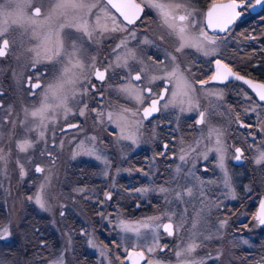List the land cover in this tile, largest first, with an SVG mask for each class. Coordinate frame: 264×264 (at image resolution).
<instances>
[{
  "label": "snow or ice",
  "instance_id": "6c2138e0",
  "mask_svg": "<svg viewBox=\"0 0 264 264\" xmlns=\"http://www.w3.org/2000/svg\"><path fill=\"white\" fill-rule=\"evenodd\" d=\"M51 6L44 12L41 7H34L32 0H0V59L8 57L16 48V41L9 38L10 26H26L29 40L32 46L23 53L25 63L24 70L17 74L13 72L16 82L27 97L36 103L23 108V119L19 120L20 138L16 139L15 146L18 153L27 155V163L32 167L25 168V162L18 158L16 165L21 179L33 174L43 175L37 191L34 195H28L26 199L33 202L41 210L48 211L49 204L46 199L47 188L51 182V170L35 163L37 153L34 151L40 143H47L46 132L50 125H56L60 120L67 121L69 116L85 117L91 115L94 124L100 127L114 125L119 132L118 140L130 141L131 145H139L142 136L144 121L162 110H178L179 113H198L195 126L200 132L194 146L181 147L179 160L175 174L170 183L175 187L160 186L136 188L134 191L139 196H147L151 192L158 193L162 197V203L157 210L159 215L142 217L139 220H129L119 214L114 218L112 229L120 236V240H113L112 244L117 249H123L125 255L116 259L120 264H165L162 259L154 254L159 250L164 253L168 245L161 246L159 237L161 233L169 237L179 236L181 242L175 249H169L174 253L175 264H217L223 256V252L217 251L215 256L211 253L200 257L199 249L205 248L209 241L219 239V233L226 227L227 219L219 220L218 224H209L211 217L209 207L206 204L208 193L205 188L215 184L214 180H202L196 175L195 162L203 159L208 160L209 154L216 157V168L222 173L220 183L226 189L224 195L236 199L235 189L232 186V178L226 166L225 131L221 127L213 126L211 121L214 117L223 115L218 109L223 107V92L213 91L208 86L214 82L226 84L232 79L242 81L244 85L258 97V104L264 103V82H255L241 76L234 71L230 63L223 58H218L220 44L223 39L216 35L228 33L232 27L247 12L260 6L264 8V0H227V2H214L206 12L195 9L191 0H50ZM156 15L161 27L167 36L176 40L178 46L174 52H168L162 44L151 38L146 29L141 31L145 9ZM29 10L31 14H29ZM114 10V11H113ZM264 21V17H261ZM211 30L212 34H209ZM126 33L122 36L115 47L111 48L105 57L106 66H97V57L91 56L90 63H85L87 48L101 45L105 41L114 39V34ZM142 37V38H141ZM255 39V37H251ZM161 41L164 37L159 38ZM135 42L137 47L147 46L157 49L153 52L157 60L148 57L153 68L137 56V51L129 47ZM195 49L203 57H210L207 61L211 65L210 75L206 79L195 77L192 66L181 67L178 55L185 50ZM164 53V59H159V52ZM114 57V59H110ZM20 57H17L19 60ZM50 69L58 74L52 81L46 77ZM153 69L161 74H152ZM123 72L124 75H120ZM185 73H188L186 76ZM110 74L116 77L118 83L110 85L109 91L114 92L118 98L134 102L135 109L105 104L103 90H98L95 79L101 84L106 83ZM163 83L160 88L157 82ZM172 85L170 91L169 86ZM96 94L91 96L90 94ZM4 93L0 91V97ZM208 100V107L200 103V97ZM251 100V97L244 93ZM98 97L96 107L89 108L88 99ZM83 105V107H80ZM203 109V110H201ZM0 110L4 109V101L0 100ZM264 111V108H260ZM7 115L0 114V124L12 123L17 127L12 115L11 107L6 109ZM256 112L257 108H252ZM227 112V109H225ZM241 127L244 125L237 118ZM200 126H204L201 128ZM206 128V132L205 129ZM77 130L83 134L76 147L72 150V158L87 156L101 161L105 165L103 175L109 176L108 168L111 166L106 153L99 147L95 135H88L81 127L80 122L66 124L61 128V133ZM35 134V135H33ZM75 140V137H73ZM207 142V143H205ZM63 141H61V146ZM52 146H55L53 140ZM201 146H203L201 148ZM264 147V141H261ZM167 148V145L164 146ZM252 148V145L248 146ZM258 155L254 163H264V150L257 149ZM164 153H161L163 155ZM39 159H48L53 164L55 157L51 151L42 150L38 153ZM9 154L0 148V162L7 163ZM243 150L234 148V159L240 161ZM191 164L185 171L183 165ZM207 167L204 171H207ZM119 171V170H118ZM147 175V174H145ZM183 181V182H182ZM169 183V182H165ZM113 187H115L113 185ZM84 192L85 189H75ZM250 191V190H249ZM131 195V194H130ZM113 199L112 191L104 193V200L97 201L103 205ZM195 200V203H193ZM219 207L218 201H213ZM188 205L192 207V213L188 211ZM199 205V207H197ZM140 202H136L139 208ZM60 215L63 217L64 212ZM101 217L108 220L109 217L100 213ZM256 226L264 227V198H260L259 206L252 216ZM247 227V226H246ZM213 228L215 231H213ZM11 225L0 227V241L9 239L12 235ZM207 233V234H206ZM81 235H88L86 230L81 229ZM136 241V243H132ZM70 242V241H69ZM43 247L46 244L41 242ZM87 243L96 248L94 239L89 238ZM238 243L247 245L248 240ZM101 257L105 251L101 249ZM243 259L247 260L248 257ZM254 264H264V255L259 259L252 257ZM48 264H64L63 254L48 262ZM111 264V262H110Z\"/></svg>",
  "mask_w": 264,
  "mask_h": 264
},
{
  "label": "flooded vegetation",
  "instance_id": "af4514ba",
  "mask_svg": "<svg viewBox=\"0 0 264 264\" xmlns=\"http://www.w3.org/2000/svg\"><path fill=\"white\" fill-rule=\"evenodd\" d=\"M33 1L35 4L34 7H41L42 11L47 4L51 3L50 0ZM137 2H140V0H137ZM213 2L214 0H191L193 7L202 12H206ZM215 2H227V0H215ZM142 15L144 21L143 25H140L138 22V26L141 27V31L146 29L147 34L156 40L158 44H162L164 49L168 52H174V49L178 46V44L174 38L167 36L165 29L161 27L154 12L146 8L145 13ZM261 17H264V8L257 6L238 20L230 32L216 33V35L223 39V42L220 44V51L217 54L218 58H223L225 62L230 63L233 70L238 72L241 76L256 82H264V21L261 20ZM208 31L209 34H212L211 30ZM124 35H126V33L117 34L116 39H110L107 40L106 43L104 42L105 47H108V51H106L109 52L111 48L115 47V44L118 43L120 38ZM161 36L164 37L163 41L159 39ZM251 37H255V39H252ZM107 43L110 45L108 46ZM105 47H103V49ZM129 47L135 48L137 50V56L142 58L146 63L150 62L148 57L158 59L157 56L153 55V52L157 51L155 48H149L147 46L137 47L135 42L130 43ZM88 53V56L91 57L92 51L89 50ZM161 53L163 52H159V58L161 57L160 60L164 59V55H160ZM8 57L0 59L3 66L0 71V76L2 75L0 78V91L4 93L1 100L4 101V107L9 106L12 110L23 111L26 104L33 105L36 101L28 98L27 94L22 91L20 85L17 84L13 72L14 68L18 66V63L16 61L6 63ZM209 60H211L210 57H203L200 53L196 52L195 49L185 50L182 55H178V61L180 62L181 67L184 68L191 65L192 72L195 74V77L199 79H206L207 76L211 74L209 70L211 65L207 63ZM88 63H90V60ZM23 65L24 63H19L20 69L19 71H15L17 74L24 70ZM97 66L103 68L106 66V63L103 62L102 64H97ZM57 74L58 73L54 69H50L46 80L52 81ZM120 75L122 76L124 73L120 72ZM185 75L187 76L188 73H185ZM109 80H111V85L118 83L116 77H112L111 74ZM158 82L157 84L159 87L163 88V83ZM91 83L95 84L98 90H103L104 96L107 94L106 87H103L106 83L101 84V82L95 79H92ZM172 87V85L169 86L170 91ZM208 87L219 89L226 95L227 100H225L226 103L223 105L228 111H231L233 115L230 117L229 114L228 117L223 119H213L211 124L213 126L221 127L225 131V147L228 149L226 152V166L232 178V186L235 189L236 199H231L230 197H226L224 195L226 189H224L223 185L220 183L222 173L218 168H216V157L214 153H210L209 158L206 161L200 159L195 162L196 175L205 181H216L215 184L209 185L205 189L211 190L212 188L214 190L215 197L212 200L218 201L220 208L229 207L231 213L233 212L234 206L237 204L250 206L251 208L257 206L258 208L260 198H264V179H262L260 185H255V188H253L254 179L252 177L253 173L251 167L252 148H249L248 146L252 145L253 147V134H256L257 132L255 129L256 123L253 114L246 112L252 104V99L258 102V97H256L251 89L248 88L247 85H244L242 81H236L235 79L226 82V84L214 82ZM244 93H247V96L251 97V100L246 98ZM125 104L134 108L136 107L134 103L123 100L116 101V104L113 105L116 108H119V106H123ZM258 105L260 108H264V103H259ZM161 113L162 111L150 118L151 122H144L147 127L149 126V132H152L153 123H159V130L161 131L159 142L161 143L162 153L166 156V160L174 159L175 154L173 152V143L177 140L179 131L175 127L176 124L174 120L166 117L157 119L161 116ZM234 113L236 114V118L234 117ZM237 118L244 125H251V127H241L240 123L237 122ZM195 119L196 118L193 116L186 117L181 122L182 129L180 132L182 131L181 137L184 148H187L189 145L194 146L196 139L200 136V132L195 126ZM77 122H80L81 127L85 126L83 121L80 119H76L75 121L68 122L66 124ZM66 124L62 127L58 126L57 129L52 127V131L48 130L47 141L49 142L47 147L49 149L48 151H51L55 157V162H59L61 157V152L58 146L61 139L70 134L71 131H75L70 130L61 133V128L65 127ZM200 127L204 128V126ZM113 129L116 130L115 127ZM14 130L13 137L19 136L21 133L19 126H17ZM204 130L206 132V128ZM86 133L89 134L90 129H86ZM257 136L260 138V134L257 133ZM82 137L83 136L81 134L78 135V138ZM53 140H55L54 147L52 146ZM165 145H167V148L164 147ZM157 147L158 146L155 148ZM202 147L203 146H201V148ZM235 147H240L243 150V157L240 161H236L234 159ZM42 149H45V147L43 146ZM150 152L151 151L144 147L133 154L134 157L132 156L131 159L133 166L132 170L133 172L136 171V174L134 175V182L132 184H129L126 178H121L120 182H118V188L114 190H107L106 184L103 183L101 188L96 187L97 189L94 190V197L96 198H81L82 200H77L76 197V180H78L76 178L78 173H85L88 169L91 171L90 174H92V169L96 168L95 163L93 165L90 162V165L86 166L84 165L86 161H84V163L80 162V165L76 166L77 160L71 158L67 168L62 170L61 167L59 172L56 174L54 173L52 177L53 191L57 187V189L62 190L65 195V199L61 202V204L59 201H56L59 206L61 205L59 213L63 211V217L60 214L58 216L52 214L50 210H41L34 203H29L30 201H27V204L24 205L25 210L22 215L18 216V221L15 222L14 220L17 219L15 215L16 210L13 207L10 198H0V223L3 221L6 222L9 214L12 216V220L10 221L11 228H13V230H11L12 235L6 241L8 244L12 245L11 248L13 252L18 251V245L20 243L24 244L22 253L27 258L29 253L36 252V264H48L49 261L57 258L61 254H63L64 264H110V262L111 264H120V262L116 259V256L120 255L122 258L125 253L122 249H117L112 244L114 239L119 241L120 236L112 229V225L108 222H104L105 219H103L99 214L103 213L105 216L109 217V222H114V218L117 217L118 214L123 218L134 217V214L139 212L142 207L150 205L149 203L147 204L145 201H142L141 197L135 192H130V190L134 191L139 187V182H141L140 180L143 182L146 181L147 178H141L139 171L142 167L143 169H147V165L152 164ZM168 156L169 158H167ZM166 160L162 161L160 167L158 166V170H160V172H156V182L158 180V175L161 176V182L163 175L166 174L167 170L171 169L170 167H165ZM41 165L44 166L43 164ZM189 167H191V164L183 165L185 171ZM205 167H207V171H204ZM171 172L172 170H170L169 175ZM79 180H81V178ZM31 181H33V179H31ZM81 183L84 184L85 182ZM217 183H220L219 187H215L217 186ZM6 184L7 186H10L9 188L13 186V182ZM89 185H91V183ZM128 185H131L130 188ZM258 188L260 192L254 196L253 190L255 191ZM51 191L47 193V196L50 195ZM106 191H112L113 199L111 201H106L103 205H101L97 201L104 200V193ZM7 194L9 195L8 192ZM137 201L140 202L139 208L136 207ZM79 203H82V205ZM84 207H87V214ZM250 215L251 214L246 217L244 222L249 220L248 218ZM52 218H56V222L59 224L58 230L54 228L52 224L53 222L51 221ZM84 218H91L93 224L96 225L97 228H99L101 224L105 228V230L96 228L97 230L95 231V235L100 245L103 244L105 246L102 247L107 249L111 248V251L108 252L110 256H108V260H106V262L100 257L101 249L87 248V240L92 238V233L88 230L89 226L83 225L85 220ZM14 223H16V225ZM29 224H33L35 229L29 230V226H31ZM234 224L233 231H235ZM77 227L80 229L78 230ZM83 227H86V229H84L88 233L86 236L81 235V229H83ZM230 227L232 228L231 225ZM13 232H15L14 235ZM42 241L43 244L47 245V247L42 246ZM125 264L129 263L125 262Z\"/></svg>",
  "mask_w": 264,
  "mask_h": 264
},
{
  "label": "rangeland",
  "instance_id": "374dc122",
  "mask_svg": "<svg viewBox=\"0 0 264 264\" xmlns=\"http://www.w3.org/2000/svg\"><path fill=\"white\" fill-rule=\"evenodd\" d=\"M33 6H35L34 1L32 0ZM51 6L50 4H47L46 7L43 8V11H46L49 7ZM114 11V10H113ZM29 14H31V11L29 10ZM116 35L114 34L116 39ZM9 38L12 40L16 41V48L14 51L9 55L8 60L6 63H11L13 61H16L18 63V66L14 68V71H19V63H25V57L23 53L25 50L29 47L32 46V43L29 40V34L26 32V26H21V25H16V26H10V32H9ZM106 43V41H105ZM108 46L110 45L107 43ZM105 47L104 43L101 45H96L91 48H87V51L85 53V63L87 64L89 62V56L88 52L89 50L92 51L91 56H96L97 57V64H102L103 62L106 63L105 57L108 56V47ZM132 48V47H131ZM135 49V48H134ZM107 50V51H106ZM137 51V50H136ZM160 55H164V53H161ZM17 57H20L19 60H17ZM152 58V57H151ZM161 58V57H160ZM159 58V59H160ZM110 59H114V57H111ZM152 60H157L154 57ZM146 63V62H145ZM146 64L149 65L150 68H153L151 62H147ZM10 65V64H9ZM2 66V62L0 61V71ZM22 70V69H21ZM152 74H161L153 69ZM2 75L0 76V78ZM1 81V79H0ZM111 80H109L103 87H106L107 94H105V100L104 103L109 104L111 102V106H114L113 104H116V101H125L124 98H118L117 95L114 92L109 91V87L111 85ZM159 83V82H158ZM213 91H220L219 89L216 88H210ZM91 96H95L96 94H90ZM226 95L223 93V104L226 103ZM1 100V97H0ZM130 103H134L131 101H127ZM89 103V108L96 107L97 104L99 103L98 97L95 99V102H93L92 99H88ZM200 103L204 105L205 107H208V100L201 96L200 97ZM31 106V104H26V107ZM80 107H83V105H80ZM123 107L126 108H132L135 109L134 107H131L127 104L123 105ZM257 108L256 112H252V108ZM9 108V106H5V110H0V114L7 115L6 109ZM225 107L223 105L222 108L218 109L219 112L224 113L223 115L216 116L213 119H223L229 116L232 117V112L228 111L225 112ZM203 110V109H201ZM247 113H252L254 118H255V129L258 134H260V138L256 134H253V139L254 141L252 151H251V167H252V177H253V188H255V185H260V182H262V179H264V163L262 164H255L254 160L256 156L258 155L257 149L264 150V147L261 146V141H264V112L260 110V107L257 103L256 100L252 99V104L249 107V109L246 110ZM23 111H18V110H12V115L10 116V120H14L19 126V120L23 119ZM198 113L196 112H191V113H179L178 110H162L161 116L159 118L166 117L168 119L174 120L175 121V127L179 131V136L177 140L173 143L174 148L173 152L175 154L174 159H169L166 160V156L161 155L162 150H161V143L160 137H161V131L159 130V123H153L152 124V132H149V126L144 122L143 129L142 131V136L140 138V143L139 145H131L130 141H121L118 140L117 134L119 132V129H117L114 125H107L105 127H100L98 125L94 124V119L91 115L85 116V117H74V116H69L67 121L60 120L56 125H50L49 130L52 131L53 128H58V126L62 127L64 124L68 122H72L77 120L83 121V124L85 125L82 127L85 132L86 129H90V133L88 135H95L98 139V143L102 141V143H99V147L106 153V156L108 160L110 161L111 166L107 169L109 172V176L105 177L103 175V172L105 170V165L101 161H97L95 158L92 157H87V156H77L75 160H77L76 166H79L80 162L86 161L84 165H94V169H92V174H90V170L88 169L85 173H78V176L76 179L77 183V188H83L85 189L84 192H77L76 191V197L77 200H82L81 198H96L94 197L96 190V187L102 186V184H106L107 190H114L118 188V182H120L121 178H126L129 182V184H132L134 182V175L136 174V171L133 172V166L131 163L132 156L134 157V153H136L138 150H141L142 148L146 147L149 151H151V159H152V164L147 165V169H143V167L140 169L139 173L141 178H147L145 182L140 180L139 182V187H155L159 188L160 186H165V187H175L176 185L171 184V178L175 174V169L177 165H181V161L179 160V155H180V149L183 147V140L181 137L182 131L180 132L181 128V122L184 118L186 117H191L193 116L196 118ZM234 117L236 118V114L234 113ZM212 119V120H213ZM212 122V121H211ZM107 127V129H106ZM116 128L114 130L113 128ZM55 130V129H54ZM14 128L12 123H6V124H0V148L4 150L6 154H9L7 163L0 162V198H10L11 203L13 207L15 208V215H16V220L15 222L18 221V216L22 215L23 211L25 210L24 205L27 203L26 197L28 195H34L37 191V187L39 186V183L41 182L43 175L49 174L48 172L44 174H33L31 171L29 172V176L25 177L24 179H21L19 175V169L16 165V160L19 158L21 162H25V168L30 169L32 166L29 165L27 161V155H32V152L30 151L29 154H21L18 153L16 146H15V141L16 139L20 138L21 133L19 136H14ZM113 131V132H112ZM149 132V133H147ZM48 131L46 132V138L48 137ZM75 134V135H74ZM81 134L75 131H71L70 134L67 136L63 137L61 141H63V145L61 146V141L59 143V149L61 152V157L59 162H55L54 164L49 161L48 159H39L38 153L42 150L48 151V142L47 143H42L37 146V148L34 150L37 155L35 157V163H41L43 164L47 169L51 170V182L49 187L47 188V193H51L49 196L46 195V199L48 200L49 204V210L51 211L52 214L59 215V211L61 209V205L59 206L56 201H59L60 204L61 202L64 201L65 195L62 190H58L57 187L53 191L52 189V177L53 174L59 172V170L62 167V170L64 168H67L68 163L70 162L72 158V150L76 147V144L79 142L80 139L78 138V135ZM35 135V134H34ZM83 136V134H81ZM73 137H75V140H73ZM102 137V138H101ZM48 140V139H47ZM260 142V143H259ZM43 146L45 149H42ZM158 146L157 148H155ZM156 149V150H155ZM169 158V156L167 157ZM166 160V166L165 167H170L171 169L167 170L166 174L163 175V179L160 182L161 176L158 175V180L156 182L155 180V175H157L156 172H160L158 168L161 166L162 161ZM83 165V164H81ZM92 165V166H93ZM159 166V167H158ZM119 170V171H118ZM170 170H172L171 174L169 175ZM63 172V171H62ZM147 174V175H145ZM81 178V180H79ZM33 179V181H31ZM125 179V180H126ZM126 180V182H127ZM13 182V186L9 188L10 186L6 183ZM81 182H85L82 184ZM169 182V183H165ZM183 182V181H182ZM91 183V185H89ZM93 183V185H92ZM83 185V186H82ZM113 185L115 187H113ZM220 183H217V186L219 187ZM129 188L131 185H128ZM26 192H25V191ZM205 191L208 193L206 197V204L209 207V215L211 217V220L209 221V224H218L219 220L222 219H227L228 223L226 227L222 230L221 233H219V239H214L212 241H209L205 248L199 249L197 252V255L200 257H203L207 255L208 253H211L213 256H215L216 252L219 250L223 252V256L221 257V260L217 262V264H254V261L251 257H249L250 254H247L249 249H257L264 245V228L263 227H258L256 226L255 222L252 220L253 214L257 210V206L250 207V206H242V205H236L233 208V212H230L229 207L225 208H220L216 207L215 203L213 202V198L215 197L214 190L211 188V190L205 189ZM9 193V195L7 194ZM130 192H135L130 190ZM260 190L259 188L256 189L255 191L253 190V195L256 196L257 193H259ZM142 201H145L147 204L149 203L150 205H147L145 207H142L139 212L134 214V217H125V219H129L132 221L139 220L142 217H148V216H156L159 215V211L157 208L159 205L162 203V197L155 192H151L147 194V196H140ZM31 203V202H29ZM33 203V202H32ZM193 203H195V200H193ZM82 205V203H79ZM220 205V204H219ZM86 206V205H84ZM199 207V205H197ZM86 214H87V207H84ZM148 209V210H145ZM220 210V212H219ZM188 211L189 213H192V207L191 205H188ZM251 211V212H250ZM250 212V213H249ZM249 220L247 222H244L246 217ZM84 226H89L88 230L90 233H92V239L95 240L97 244V249H103L105 251V256L101 257L103 258L106 262L108 260L109 253L111 251V248L107 249L104 248L105 246L103 244L100 245V243L97 240V237L95 235V231L97 229L105 230V228L102 226V224L97 228L96 225L93 224L91 218H84ZM12 216L9 214L8 219L6 222H1L0 227L4 225H8L9 223L11 224ZM51 221L53 222V226L56 230L59 229V224H57L56 218H52ZM104 222H108L110 225H112L108 220H105ZM235 223V224H234ZM16 225V223H14ZM233 224L235 227V231H233ZM29 230H34L35 226L33 224H29ZM232 226V228L230 227ZM247 226V227H246ZM97 228V229H96ZM79 230L80 228L77 227ZM83 229H86V227H83ZM10 230H13L11 228ZM213 231L215 229L213 228ZM234 232V234H233ZM15 232H13V235ZM207 234V233H206ZM248 240L249 243L247 245H244L242 243H238V241L241 240ZM181 242V237L179 236H172L169 237L167 235H164L161 233L159 237V244L161 246L163 245H168V249L165 250L164 253H160L159 250L154 254L156 258L162 259L165 261V264H175V256L173 252H170L169 249H175V246ZM132 243H136V241H132ZM24 244L18 245V251L13 252L12 250V245L8 244V242L5 241H0V264H36V259H37V254L36 252L29 253L28 258L23 255L22 253V248ZM104 246V247H102ZM87 248H92L89 245H87ZM92 248V249H96ZM122 249V248H121ZM25 251V250H24ZM123 251V249H122ZM247 255L248 259L244 260L243 258ZM260 255V254H259ZM264 255V254H261ZM260 255V256H261ZM260 256L255 257L260 258ZM208 264H211L209 261Z\"/></svg>",
  "mask_w": 264,
  "mask_h": 264
},
{
  "label": "trees",
  "instance_id": "16d2710c",
  "mask_svg": "<svg viewBox=\"0 0 264 264\" xmlns=\"http://www.w3.org/2000/svg\"><path fill=\"white\" fill-rule=\"evenodd\" d=\"M247 254H250L249 255V257H257V256H260L261 254H264V245H262V246H260L259 248H258V250L257 249H249V251H248V253ZM260 254V255H259ZM245 257H247V255L245 256ZM257 259H259V258H257ZM245 260V259H244Z\"/></svg>",
  "mask_w": 264,
  "mask_h": 264
},
{
  "label": "water",
  "instance_id": "95a60500",
  "mask_svg": "<svg viewBox=\"0 0 264 264\" xmlns=\"http://www.w3.org/2000/svg\"><path fill=\"white\" fill-rule=\"evenodd\" d=\"M256 82V81H255ZM156 115V114H155ZM129 263V262H128ZM142 264H143V262H142Z\"/></svg>",
  "mask_w": 264,
  "mask_h": 264
}]
</instances>
